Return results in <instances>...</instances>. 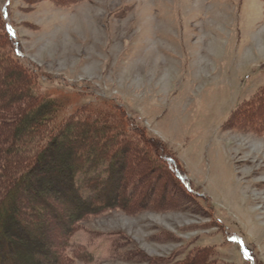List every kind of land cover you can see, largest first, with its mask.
I'll return each mask as SVG.
<instances>
[{"label":"rangeland","instance_id":"rangeland-1","mask_svg":"<svg viewBox=\"0 0 264 264\" xmlns=\"http://www.w3.org/2000/svg\"><path fill=\"white\" fill-rule=\"evenodd\" d=\"M0 39L14 58L19 44L42 91L121 106L194 189L148 142L158 196L142 205L138 189L130 209L85 217L67 239L73 264H189L200 247L210 264H264V212L246 192L264 180V110L248 107L264 86L263 0H0ZM141 160L126 186H142Z\"/></svg>","mask_w":264,"mask_h":264},{"label":"trees","instance_id":"trees-1","mask_svg":"<svg viewBox=\"0 0 264 264\" xmlns=\"http://www.w3.org/2000/svg\"><path fill=\"white\" fill-rule=\"evenodd\" d=\"M3 30L14 44L5 25ZM13 52L15 58L0 39V264H73L76 251L67 239L85 217L130 209L138 189L142 205L156 198L160 176L147 161L148 142L159 154L157 166L194 193L177 159L165 155L154 138L148 140L121 106L82 105L77 104L78 93L44 92L33 79L35 71L20 62L24 56L19 44ZM255 98L248 107L258 113L264 110V86ZM257 118L264 128V119ZM141 159L146 164L137 173L142 186H126L125 176L133 178L131 168L126 171L128 162L137 166ZM160 193L165 195V187ZM60 220L61 236L54 239ZM191 254L189 264L211 263L205 260L207 248Z\"/></svg>","mask_w":264,"mask_h":264},{"label":"bare ground","instance_id":"bare-ground-1","mask_svg":"<svg viewBox=\"0 0 264 264\" xmlns=\"http://www.w3.org/2000/svg\"><path fill=\"white\" fill-rule=\"evenodd\" d=\"M257 184H264V180L263 181H260V180H254V181H252V182H249L248 183V186L246 187L247 189H246V192L247 193H250V195H249V200H250V197H251V202H252V204L254 205H256V204H261L262 206H260L259 208L257 207V208H253V212L255 213V214H257L258 212H259V210H263V212H264V192H252L251 191V188L252 187H255V185H257ZM259 186H261L262 187V185H259ZM264 186V185H263ZM258 187V186H257ZM259 189H261V188H259ZM263 217H264V215H263Z\"/></svg>","mask_w":264,"mask_h":264}]
</instances>
